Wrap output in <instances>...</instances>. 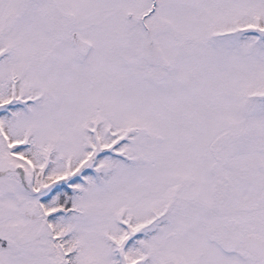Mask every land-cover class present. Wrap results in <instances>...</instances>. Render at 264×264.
<instances>
[{
	"label": "snow or ice",
	"instance_id": "1",
	"mask_svg": "<svg viewBox=\"0 0 264 264\" xmlns=\"http://www.w3.org/2000/svg\"><path fill=\"white\" fill-rule=\"evenodd\" d=\"M0 264H264V0H0Z\"/></svg>",
	"mask_w": 264,
	"mask_h": 264
}]
</instances>
